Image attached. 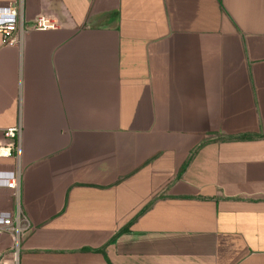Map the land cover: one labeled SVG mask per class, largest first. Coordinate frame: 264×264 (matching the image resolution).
Returning a JSON list of instances; mask_svg holds the SVG:
<instances>
[{
  "label": "crops",
  "instance_id": "crops-1",
  "mask_svg": "<svg viewBox=\"0 0 264 264\" xmlns=\"http://www.w3.org/2000/svg\"><path fill=\"white\" fill-rule=\"evenodd\" d=\"M7 2L18 264H264V0Z\"/></svg>",
  "mask_w": 264,
  "mask_h": 264
},
{
  "label": "built area",
  "instance_id": "built-area-1",
  "mask_svg": "<svg viewBox=\"0 0 264 264\" xmlns=\"http://www.w3.org/2000/svg\"><path fill=\"white\" fill-rule=\"evenodd\" d=\"M23 22L21 7L18 3H0V32L6 43H13L22 30ZM34 28L52 29L56 28V22L45 15H39L35 19ZM19 135L18 127H9L5 130L6 141L0 143V159L16 157L14 151L18 149L16 138ZM19 184L20 170L18 163H0V192L14 197L16 207L10 211H0V246L8 243L10 253L8 264H18V254L21 239L30 229L29 220L23 215L19 208Z\"/></svg>",
  "mask_w": 264,
  "mask_h": 264
}]
</instances>
